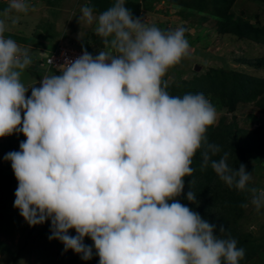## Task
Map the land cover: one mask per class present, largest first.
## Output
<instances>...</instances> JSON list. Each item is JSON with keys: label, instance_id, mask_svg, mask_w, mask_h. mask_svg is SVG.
<instances>
[{"label": "clouds", "instance_id": "1", "mask_svg": "<svg viewBox=\"0 0 264 264\" xmlns=\"http://www.w3.org/2000/svg\"><path fill=\"white\" fill-rule=\"evenodd\" d=\"M28 11L25 0H9L0 12V138L26 137L4 159L18 181L14 207L28 225L50 220L49 239L85 261L90 238L99 264H239L245 253L237 241L215 235L216 225L178 199L201 151L202 170L210 165L228 187L247 191L257 211L264 208V189L249 187L245 165L231 168L229 154L207 141L217 123L209 99L166 91L163 78L188 53L186 30L148 26L125 0L99 15L86 5L81 19L96 24L105 50L93 56L70 46L82 55L59 71L47 65L27 97L21 74L32 59L4 33L5 20L16 25L13 13ZM186 199L196 203L191 190Z\"/></svg>", "mask_w": 264, "mask_h": 264}, {"label": "rangeland", "instance_id": "2", "mask_svg": "<svg viewBox=\"0 0 264 264\" xmlns=\"http://www.w3.org/2000/svg\"><path fill=\"white\" fill-rule=\"evenodd\" d=\"M149 1L152 3H150L152 10L145 11L141 16V20L146 25L156 26L164 32L182 27L186 30L185 38L189 44L187 55L179 64L170 68L163 78L166 83L176 87L183 83H191L196 77L208 73L211 69L230 75L238 74L264 80V65L248 63L264 60L263 45L238 38L235 34L221 33L219 30L220 25L214 20L203 21L200 15H195L181 7H172V0ZM8 3L9 0H0V7L5 6L7 8ZM41 3H43L41 0H32V4L27 3L29 11L26 14L13 13V15H19L20 24L12 25L10 20H5L9 29L4 33V36L10 39L13 38L9 35L16 38H29L36 33L38 38L30 46L18 39L14 41L21 49H26L31 58L33 56L39 57L41 62H44L49 54L47 49L42 48L47 44L44 43L47 36H51L48 43L56 46L63 33L69 34L71 28L78 29L79 27H75L73 24L74 17H70L72 11L67 12V15L60 11L58 14L57 8L52 7L49 9L45 5L42 6ZM68 3L69 0L64 6L67 7ZM58 5L61 6V3L58 2ZM77 5L78 3H76ZM74 7L73 5L72 10ZM37 10L38 12H36ZM52 11L57 13L56 17L52 15ZM231 13L235 14V17L247 20L256 28L261 29L264 27V0H235ZM59 16L61 18L65 16L67 22H64L63 26L54 27V31L50 30L52 25L50 22L55 23ZM0 19L5 18L0 16ZM22 21H24V24ZM68 23H72L71 27L67 25ZM38 26L42 29L36 32ZM95 27V23L88 27L81 26L79 30H82V33L75 38L70 35L71 38L66 39L63 46L70 47L73 45L76 46L75 48L81 49L78 38L88 36L94 38ZM37 68L36 64L34 66L29 65L21 74V82L29 88L26 94L27 97L31 96V87H39L34 75H30L29 72H35ZM207 99H209L217 113V123L213 126L215 129L221 127L220 123L223 118L226 119L225 125L237 122L240 129L249 131H255L258 128L264 129V114L256 107L255 102L241 101L236 105L235 111L230 112L227 108L221 106L218 99L211 95ZM16 136L18 134L13 133L7 138H0V170L9 175H14V172L11 163L6 161L4 157L9 152L20 151V143L26 139L25 136ZM247 160L248 164L254 169L249 187H255L258 190L264 189V150L247 154ZM12 181L10 188L7 187L9 186L7 185L8 182L5 183L7 194L4 199L0 200L1 205L5 204L3 222L0 221V264H99V257L90 238L85 237L84 243L93 248V255L90 260L85 261L73 251H65L64 245L60 241L49 239L51 236L50 220L43 225L30 227L20 215L19 210L14 207L15 191L18 187L15 175ZM245 198L244 205H247V207L243 206L244 214L236 218L232 217L228 226L230 230L235 227L241 235H245L249 239L250 243L258 247L255 255L247 264H264V208L257 211L251 204V195L247 191ZM69 235L75 236V230H70ZM218 236L223 238V235L219 234ZM13 253L19 255L17 262L11 256Z\"/></svg>", "mask_w": 264, "mask_h": 264}, {"label": "trees", "instance_id": "3", "mask_svg": "<svg viewBox=\"0 0 264 264\" xmlns=\"http://www.w3.org/2000/svg\"><path fill=\"white\" fill-rule=\"evenodd\" d=\"M26 3H32V0H25ZM52 0H50L51 2ZM141 1V2H140ZM125 0V6L131 10L134 17L143 15L145 11H151V2L149 0ZM149 1V2H148ZM115 0H87V6L93 8L94 14L107 10L114 4ZM235 0H172V7H181L195 15H200L203 21L214 20L219 24L221 33L235 34L238 38L246 39L259 45L264 46V27L256 28L247 20H242L240 17H235L231 13L232 6ZM151 3V4H150ZM5 6L0 7V11H4ZM24 21H22L23 23ZM17 24H20L18 22ZM24 24V23H23ZM42 27L38 26L36 32H39ZM54 31L51 26L50 30ZM49 30V32H50ZM13 40L18 39L26 45H31L38 35L31 37L16 38L12 35ZM92 42L85 48L91 55H97V51L91 46H98L102 50L104 46L103 38L94 35L91 38ZM51 36H47L44 43H48ZM46 45V44H45ZM58 49V45L48 49L49 54L41 62L39 57L33 56L31 65L38 67L35 72L29 71L30 75L39 81L44 74L48 75V57ZM39 50V49H38ZM252 65H264V60L250 61ZM61 74V73H60ZM58 74V75H60ZM166 91L173 96H183L187 93H203L207 98L209 95L219 100L221 106L227 108L230 112H234L236 105L241 102H255L256 107L264 114V80L250 76H240L236 74H227L211 69L208 73L196 77L191 83H183L180 86L169 85L167 83ZM226 119H222L219 128L210 127L206 133L207 141L212 144L219 145L221 148L220 155L227 152L229 154L228 164L231 168H239L240 164L245 165V170L253 173L254 169L248 164L247 154L255 151L264 150V129L258 128L255 131L240 129L237 122H232L225 125ZM18 136H24L22 133H16ZM7 138V136L5 137ZM219 156L213 157L218 159ZM202 156L201 151H197L193 158L192 168L193 175L185 178V187L182 195L178 198L180 203L197 212L203 219L209 223L216 225V235H223V238H233L237 241V247L244 250V257L239 264H247L255 255L257 248L245 235H241L234 227L230 230L228 223L232 217H239L244 214L243 205L246 202V191H239L235 187H228L221 181L214 170L209 165L207 168H201ZM14 175L5 174L0 170V200L6 196L5 183L10 188L13 183ZM194 181V183H191ZM5 190V191H4ZM196 195V203H190L186 199L189 191ZM0 221L4 217L3 208L5 204H0ZM227 217V218H226ZM233 220V219H232ZM3 222V221H2ZM5 222V221H4ZM223 226L225 232L220 233L219 229ZM14 261H18V254H12ZM13 261V262H14Z\"/></svg>", "mask_w": 264, "mask_h": 264}, {"label": "crops", "instance_id": "4", "mask_svg": "<svg viewBox=\"0 0 264 264\" xmlns=\"http://www.w3.org/2000/svg\"><path fill=\"white\" fill-rule=\"evenodd\" d=\"M41 2H43V3H41L42 4V6L43 5H45L46 7H48L49 9H51L52 7L54 8V9H56L57 8V10H58V14H59V11L60 12H63V13H66V15H67V12H70V11H72V14L70 15V17L71 18H73L74 17V19H73V24H74V26L75 27H79L78 29H72L71 28V30H70V33L69 34H67V33H63V35H62V38H61V40L60 41H58L56 44L58 45L60 42H65L66 41V39H68V38H71V36H73L74 38L75 37H78L79 35H80V33H82V30H79L80 29V27L81 26H84V27H88V26H90V25H88L86 22H81L82 21V19H81V16H82V12H81V8L82 7H84V6H86L87 5V0H69V3H68V5H67V7H65L64 5H65V3H67V0H52L51 2H50V0H41ZM58 2L59 3H61V6H59L58 5ZM76 3H78V5L76 6ZM32 4V3H31ZM80 4H81V6H80ZM75 6L74 7V9L72 10V6ZM47 8V10H49ZM53 9V10H54ZM36 12H38V10L36 11ZM36 14V13H35ZM39 15H40V13H39ZM38 15V16H39ZM52 15L53 16H57V13H53V11H52ZM51 15V16H52ZM62 15V14H61ZM94 15H96V14H94ZM66 17L64 16V17H62L61 18V16H59V18L56 20V22L55 23H53V22H50L52 25L51 26H53V27H57V26H59V25H62L63 26V24H64V22H67V21H65L66 19H65ZM79 23H80V25H79ZM72 24V23H71ZM71 24H67V25H70V27H71ZM96 25V24H95ZM37 26V25H36ZM79 30V31H78ZM96 33L94 32V34L93 35H95ZM71 35V36H70ZM78 42H79V45H81L80 47H81V49H85V48H87V46L92 42V39L88 36V37H81V38H78ZM85 45V46H84ZM51 47V45L49 44V43H47L46 44V46L44 47V46H42V48L43 49H47V51H48V49ZM94 48L97 52H99V51H102V50H105V45L104 46H102L103 47V49L102 50H99V47L97 46H91V48ZM41 48V49H42ZM98 54V53H97Z\"/></svg>", "mask_w": 264, "mask_h": 264}, {"label": "built area", "instance_id": "5", "mask_svg": "<svg viewBox=\"0 0 264 264\" xmlns=\"http://www.w3.org/2000/svg\"><path fill=\"white\" fill-rule=\"evenodd\" d=\"M82 53L81 51L60 45L52 56L48 58L47 63L51 68L59 71V68L65 64L66 60H75L77 57L81 56Z\"/></svg>", "mask_w": 264, "mask_h": 264}]
</instances>
